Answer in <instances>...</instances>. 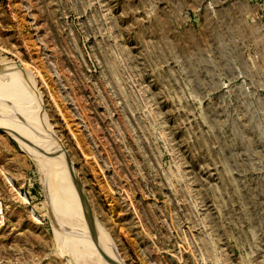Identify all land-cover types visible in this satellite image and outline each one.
Segmentation results:
<instances>
[{"label": "rangeland", "instance_id": "1", "mask_svg": "<svg viewBox=\"0 0 264 264\" xmlns=\"http://www.w3.org/2000/svg\"><path fill=\"white\" fill-rule=\"evenodd\" d=\"M0 126V264H264V0H0Z\"/></svg>", "mask_w": 264, "mask_h": 264}, {"label": "bare ground", "instance_id": "2", "mask_svg": "<svg viewBox=\"0 0 264 264\" xmlns=\"http://www.w3.org/2000/svg\"><path fill=\"white\" fill-rule=\"evenodd\" d=\"M18 99V101H19V98H17ZM12 100V99H11ZM16 100V99H15ZM3 102H5V101H3ZM17 103H19V102H17ZM6 104V103H5ZM1 127V126H0ZM7 127V126H6ZM8 128V127H7ZM9 131V130H8ZM51 143V142H50ZM52 150V149H51ZM76 181H77V183H78V186H79V190H80V194H81V188H80V185H79V182H78V180L77 179H75ZM72 185H73V183H72ZM74 187V186H73ZM74 190H75V188H74ZM81 198H82V194H81ZM82 200H83V198H82ZM83 203H87V202H85L84 200H83ZM86 208H88V206H86ZM86 210V209H85ZM98 230H100L99 228H98ZM105 235V234H104ZM104 235H96L95 237H100V238H102V240L104 239V241H105V243H108V242H106V241H108V239L106 238L105 239V237H103ZM95 239V238H94ZM95 240H97V239H95ZM99 242V241H98ZM103 247L104 246H102V249H103ZM97 250H98V248H96ZM100 250H101V248H100ZM104 250H105V248H104ZM103 250V251H104ZM107 250V249H106ZM114 251H113V253L114 254H112L111 252L110 253H107V254H109V256L112 254V255H114V257L113 256H111L112 258H114L116 261H117V259H116V257H117V255H116V249H113ZM98 252H100V251H98ZM104 253H106V251L105 252H103V254ZM117 253H118V251H117ZM101 254H102V250H101ZM107 254H106V256H107ZM103 259V258H102ZM119 261V260H118ZM120 263V262H119ZM121 264V263H120Z\"/></svg>", "mask_w": 264, "mask_h": 264}, {"label": "water", "instance_id": "3", "mask_svg": "<svg viewBox=\"0 0 264 264\" xmlns=\"http://www.w3.org/2000/svg\"><path fill=\"white\" fill-rule=\"evenodd\" d=\"M70 170L73 173V175H75V177H77V175L75 174V171L73 170V168H71ZM77 178H79V177H77ZM79 184H80V187H81L82 198L88 204V197H87V194L85 192V188H84L83 182L80 179H79Z\"/></svg>", "mask_w": 264, "mask_h": 264}]
</instances>
